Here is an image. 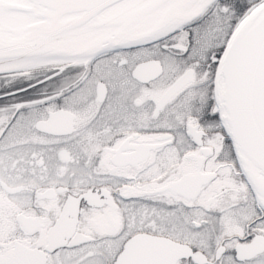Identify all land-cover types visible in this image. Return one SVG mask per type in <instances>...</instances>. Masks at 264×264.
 <instances>
[{
    "label": "snow or ice",
    "instance_id": "obj_1",
    "mask_svg": "<svg viewBox=\"0 0 264 264\" xmlns=\"http://www.w3.org/2000/svg\"><path fill=\"white\" fill-rule=\"evenodd\" d=\"M0 264H264V0H0Z\"/></svg>",
    "mask_w": 264,
    "mask_h": 264
}]
</instances>
